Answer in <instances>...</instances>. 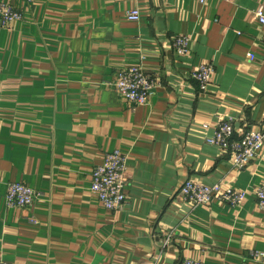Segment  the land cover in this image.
<instances>
[{"label": "crops", "instance_id": "obj_1", "mask_svg": "<svg viewBox=\"0 0 264 264\" xmlns=\"http://www.w3.org/2000/svg\"><path fill=\"white\" fill-rule=\"evenodd\" d=\"M23 14L0 29V261L11 264H252L264 253L255 191L264 160L236 170L206 139L220 121L264 130V0H0ZM137 10L138 22L126 13ZM190 39L187 56L173 50ZM212 63L201 93L192 72ZM140 67L159 82L144 106L112 88ZM209 125V129H203ZM128 157L127 204L106 210L93 170ZM248 192L240 207L193 206L187 181ZM39 193L27 208L7 187Z\"/></svg>", "mask_w": 264, "mask_h": 264}, {"label": "built area", "instance_id": "obj_2", "mask_svg": "<svg viewBox=\"0 0 264 264\" xmlns=\"http://www.w3.org/2000/svg\"><path fill=\"white\" fill-rule=\"evenodd\" d=\"M33 4L39 0H24ZM207 0H200L205 5ZM129 21L138 22L141 19L139 11L126 13ZM255 19L264 26V6L254 12ZM23 14L9 3L0 2V29H9L14 23L22 21ZM190 39L186 36H177L172 46L176 55L187 56ZM215 67L212 63H202L192 72V79L198 84L201 93L208 90ZM159 82L154 76L140 67L128 68L120 71L117 80L112 84L114 91L129 103L137 106L147 105L154 96ZM203 129L208 130L209 125ZM211 146L218 147L228 155L229 161L236 170H244L257 159L264 160V130L248 129L237 133L233 121H220L215 135L206 139ZM93 183L91 191L100 204L108 211L116 212L127 204L126 188L130 183L128 172V157L119 150L107 153L103 163L97 166L92 173ZM181 198L193 206H206L212 202L240 207L248 198V192L216 184L212 187L193 181H187L180 189ZM258 206L264 211V185L255 191ZM40 195L23 183H11L7 187L6 204L11 208H27L34 205ZM252 264H264V253L252 252ZM0 264H11L0 261ZM179 264H201L186 258Z\"/></svg>", "mask_w": 264, "mask_h": 264}]
</instances>
